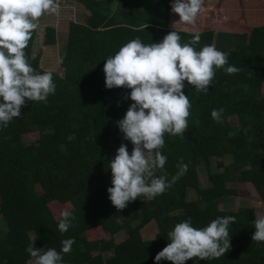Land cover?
Listing matches in <instances>:
<instances>
[{
	"label": "trees",
	"instance_id": "trees-1",
	"mask_svg": "<svg viewBox=\"0 0 264 264\" xmlns=\"http://www.w3.org/2000/svg\"><path fill=\"white\" fill-rule=\"evenodd\" d=\"M76 2L88 18L83 24L68 25L60 62L64 75L52 72L55 94L46 104L26 100L21 116L0 128V264H28L30 244L60 251L61 242L73 237L72 251L62 254V264H156L155 256L170 242L167 234L178 223L191 217L192 226L200 229L224 216L236 218L229 227L230 250L218 259H192L185 264H264V246L252 241L254 210L235 212L228 206L237 196L228 185L241 183L245 173L264 205V26L253 28L249 35L208 33V45L215 41L217 50L228 53L225 67L241 71L228 74L224 68L216 69L207 93L183 82L182 91L192 105L188 129L183 136L165 133L160 151L167 157L163 171L169 179L181 158L188 165L187 173L153 200L141 196L118 210L107 191L113 186L109 164L120 138L132 153L134 146L124 139L117 121L134 102L131 89L106 88L104 64L137 37L146 45L161 42L173 31L168 25L174 0H118L112 15L110 0ZM36 30L24 51L42 74L46 71L40 67L41 56L33 48ZM176 32L181 44L190 42L186 33ZM47 42L54 40L47 37ZM220 108L224 112L217 123L211 111ZM31 134L38 135V145L24 141ZM226 158L232 160L230 166L224 164ZM215 160L220 161V174L212 173ZM200 169L207 171L208 188L201 186ZM161 174L157 169L156 175ZM31 183L35 185L18 186ZM191 191L195 201L189 200ZM51 203L70 206L75 220L66 233L58 230L60 220L49 210ZM152 222L159 232L155 240L144 241L142 231ZM94 229L112 237L122 235L124 240L90 242L86 234Z\"/></svg>",
	"mask_w": 264,
	"mask_h": 264
},
{
	"label": "clouds",
	"instance_id": "clouds-1",
	"mask_svg": "<svg viewBox=\"0 0 264 264\" xmlns=\"http://www.w3.org/2000/svg\"><path fill=\"white\" fill-rule=\"evenodd\" d=\"M204 0H174L171 9L180 21L195 23L203 10ZM59 0H0V128H6L13 118L21 116V108L27 101L48 102L56 85L53 73H38L28 62L24 49L39 28V18L45 14H57ZM169 30H173L169 27ZM178 31V30H177ZM182 32V31H180ZM199 34L181 44L176 31L168 33L161 42L144 44L139 37L122 46L109 56L104 64L107 89L126 87L131 89L132 103L124 118L117 121L124 139L131 141V155L125 144L109 164L112 187L107 189L109 199L118 210L143 196L151 201L171 188L187 173L183 158L177 163L178 171L168 178L163 171L167 157L161 153L164 134L181 135L188 129V117L192 107L188 95L182 89L184 81L197 92L207 93L216 75V69L224 68L228 74L241 71L228 65V53L206 45L197 51L194 45ZM224 109H213L212 119L222 122ZM163 174L157 176L156 170ZM58 230L66 233L73 227L75 216L68 210L60 213ZM234 216L217 217L206 227L192 226L191 217L178 223L167 235L169 243L155 256L172 264H185L192 259H218L231 248L229 227L235 224ZM252 241L264 242V214L254 221ZM62 248H36L30 244L26 252L32 258L29 264H62L63 255L72 251L75 238L65 239Z\"/></svg>",
	"mask_w": 264,
	"mask_h": 264
},
{
	"label": "rangeland",
	"instance_id": "rangeland-1",
	"mask_svg": "<svg viewBox=\"0 0 264 264\" xmlns=\"http://www.w3.org/2000/svg\"><path fill=\"white\" fill-rule=\"evenodd\" d=\"M117 1L118 0H110L111 9L109 15H112L115 10ZM59 3L60 9L57 14H45L39 18V28L36 30L33 48L34 54H40L41 56L40 67L43 70L54 72L60 77H63L64 70L61 68L60 62L63 60L66 52L68 25L70 23L83 24L87 20L88 14L77 4L76 0H59ZM169 15V24L172 25L170 28L174 31H187L190 41L196 34H199V43L194 45V47L202 49L209 43V32H213L215 36L221 32L249 35L253 28L264 26V0H204L203 10L198 14L193 24L180 21L179 15L173 11H171ZM47 37L52 38L54 43L48 44ZM38 138L37 134H31L25 136L24 141L32 146H36L38 145ZM122 143L123 138L116 141V145L118 146H121ZM219 162V160L213 161V174H220L223 171L217 168ZM224 164L230 166L232 160L226 158ZM199 174L202 188H208L210 182L207 171L205 169H200ZM242 178L243 181L241 183L228 185L230 189L237 193L235 198L229 200L228 206L235 212L241 209H252L254 210L256 219L259 215L264 214V205L251 184L250 174L245 173ZM32 185L35 184H18L19 187H28ZM196 199V194L191 191L189 193V200L195 201ZM48 208L56 221L61 219L60 213L62 211H71L69 205H59L58 203H51L48 205ZM220 209H222V207H220ZM158 232L159 230L156 222H152L142 231V239L144 241H153ZM86 236L90 242H104L113 239L116 244H120L124 240V236L122 235L112 237L101 229L91 230L87 232ZM260 245L264 246V242H260ZM110 257L111 252L105 255L107 263L110 261ZM31 260L32 258L29 259L27 263L29 264Z\"/></svg>",
	"mask_w": 264,
	"mask_h": 264
},
{
	"label": "crops",
	"instance_id": "crops-1",
	"mask_svg": "<svg viewBox=\"0 0 264 264\" xmlns=\"http://www.w3.org/2000/svg\"><path fill=\"white\" fill-rule=\"evenodd\" d=\"M116 5H117V4H116ZM80 6H81V5H80ZM81 7H82V6H81ZM82 8H83V7H82ZM61 9H63V8H61ZM171 11H172V10H171ZM171 11H170V12H171ZM170 12H169V14H170ZM169 21H170V20H169ZM169 27H172V25L169 24ZM67 32H68V29H67ZM183 32L186 33V34L188 35L187 31H183ZM188 36H189V35H188Z\"/></svg>",
	"mask_w": 264,
	"mask_h": 264
}]
</instances>
